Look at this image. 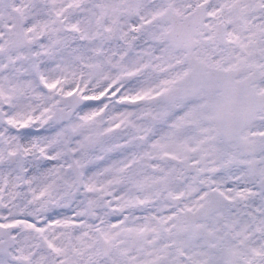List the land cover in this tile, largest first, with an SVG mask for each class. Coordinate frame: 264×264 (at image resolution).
<instances>
[{
	"label": "snow or ice",
	"instance_id": "6c2138e0",
	"mask_svg": "<svg viewBox=\"0 0 264 264\" xmlns=\"http://www.w3.org/2000/svg\"><path fill=\"white\" fill-rule=\"evenodd\" d=\"M0 264H264V0H0Z\"/></svg>",
	"mask_w": 264,
	"mask_h": 264
}]
</instances>
